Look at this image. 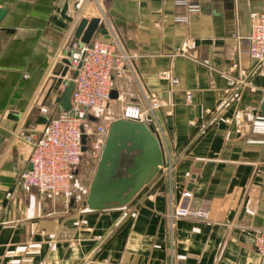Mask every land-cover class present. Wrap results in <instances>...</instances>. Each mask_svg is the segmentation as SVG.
I'll return each instance as SVG.
<instances>
[{"label": "crops", "instance_id": "crops-1", "mask_svg": "<svg viewBox=\"0 0 264 264\" xmlns=\"http://www.w3.org/2000/svg\"><path fill=\"white\" fill-rule=\"evenodd\" d=\"M176 1L0 0V264H264L252 245L264 231V146L248 143L259 138L251 124L263 115L264 63L247 44L264 0H188L196 13ZM184 15L188 24L175 22ZM83 19L101 20L93 41L115 33L131 57L113 77L118 98L93 124L110 127L157 98L176 158L171 174L161 168L127 205L104 210L79 191L68 202L18 186L31 155L20 134L64 112L52 87L75 73ZM232 79L247 83L232 91ZM184 191L208 219L170 218Z\"/></svg>", "mask_w": 264, "mask_h": 264}, {"label": "built area", "instance_id": "built-area-1", "mask_svg": "<svg viewBox=\"0 0 264 264\" xmlns=\"http://www.w3.org/2000/svg\"><path fill=\"white\" fill-rule=\"evenodd\" d=\"M178 6L187 8L189 13L200 11V7L190 4L188 0H177ZM177 23L188 24V15L177 16ZM248 54L259 64L264 63V11L254 21L251 33L247 38ZM71 61L78 74L74 80L75 87L71 97V109L62 112L51 119L42 132H33L20 138L31 147L29 158L31 170H24L18 181V186L29 192L36 190L39 194L62 195L68 202L72 198L73 183L76 178L84 155L94 160H100L106 144L109 129L105 124L94 125L91 120L94 111L99 112L107 108L112 101L113 77L117 71L130 65L131 57L121 42L119 36L112 33L106 41H92L89 45L80 47L77 42L71 45ZM28 78V76H25ZM174 85L179 83L172 79ZM247 82L232 79L229 81L231 90L237 89ZM187 100L192 95L187 94ZM165 104L157 98L147 100V109L141 110L136 106L124 109L122 119L146 124L151 132L159 139L163 152V168L171 174L176 158L165 146L169 142L167 128L161 119L159 111ZM47 113V109H42ZM149 116V120H147ZM251 133L258 139H249V144L264 146V116L257 115L252 120ZM86 136L87 151L83 152L82 137ZM165 150V151H164ZM12 198V194H8ZM193 197L191 191H184L180 201L174 207L170 218H199L208 219V212L195 210L190 206ZM252 245L257 254L264 259V231L252 239Z\"/></svg>", "mask_w": 264, "mask_h": 264}, {"label": "water", "instance_id": "water-1", "mask_svg": "<svg viewBox=\"0 0 264 264\" xmlns=\"http://www.w3.org/2000/svg\"><path fill=\"white\" fill-rule=\"evenodd\" d=\"M7 13V9L0 8V24ZM100 23V19H83L80 22L75 32V38L80 47L89 45L93 41ZM69 56H72V52ZM65 74L66 71L62 73V77ZM77 74L76 70L72 79L66 82L57 80L52 87L57 94L56 104L59 105L60 111L68 112L71 109V97ZM62 84L64 88L61 90ZM117 98V93L112 91L111 99L116 100ZM262 114L264 116V107ZM82 144V150L86 152L85 135L82 137ZM163 164L164 152L161 143L146 124L122 119L114 121L110 126L108 138L90 187L87 198L88 208L104 210L114 205H127L144 186L159 174ZM31 169L30 165L29 170Z\"/></svg>", "mask_w": 264, "mask_h": 264}, {"label": "rangeland", "instance_id": "rangeland-1", "mask_svg": "<svg viewBox=\"0 0 264 264\" xmlns=\"http://www.w3.org/2000/svg\"><path fill=\"white\" fill-rule=\"evenodd\" d=\"M98 164H99V160H94L92 158H90L88 155H84L83 160L80 164L79 169L82 170L81 174H79L78 177L75 178L74 181V185L76 186L77 184H79V188H76L74 186L73 188V193H72V197L73 195L75 196V192L79 191L80 194H82V200L85 199L89 193V186L94 178V175L96 174L97 168H98ZM78 169V171H79ZM81 177L85 179L83 180L85 182V189L84 192L81 189Z\"/></svg>", "mask_w": 264, "mask_h": 264}]
</instances>
